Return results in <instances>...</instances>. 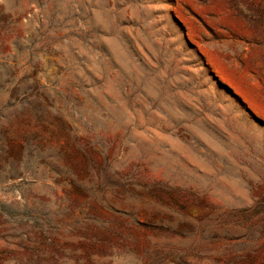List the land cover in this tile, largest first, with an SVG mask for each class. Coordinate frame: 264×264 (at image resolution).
<instances>
[{"label": "rangeland", "instance_id": "obj_1", "mask_svg": "<svg viewBox=\"0 0 264 264\" xmlns=\"http://www.w3.org/2000/svg\"><path fill=\"white\" fill-rule=\"evenodd\" d=\"M2 11L15 21L5 53L33 52L26 69L55 107L54 83L94 125L74 122L50 149L83 164L80 147L108 177L156 192L100 190L98 166L71 180L4 164L0 264H264V0H0Z\"/></svg>", "mask_w": 264, "mask_h": 264}, {"label": "trees", "instance_id": "obj_2", "mask_svg": "<svg viewBox=\"0 0 264 264\" xmlns=\"http://www.w3.org/2000/svg\"><path fill=\"white\" fill-rule=\"evenodd\" d=\"M3 15L4 12H0V169H4V164H9L14 173L20 169L27 173L32 166L43 164L63 179L74 180L81 173H88L98 165H93L92 158H88L86 151L80 147L77 150L85 155L83 164H80L82 161L75 162L76 154L64 145L53 150L50 149L49 142L59 135H70L75 130L76 121L84 123L88 129H93L94 125L81 111L77 97L65 94L54 83L50 88H53L58 99V107H55V99L45 91L47 85L36 78V69L33 68L31 73L26 69L34 56L33 52L25 62L20 57L21 49L20 55L5 53L6 41L3 35L11 30L15 21L4 20L1 18ZM12 58H15V63H12ZM25 124H33L36 129H17ZM100 170L104 179L100 190H104L109 184L125 191L131 186H140L149 195L156 192L152 186L148 187L134 179H112L108 177L105 167L100 165L99 176ZM131 191L140 193L137 189ZM163 222V219H159L154 225L162 227Z\"/></svg>", "mask_w": 264, "mask_h": 264}]
</instances>
